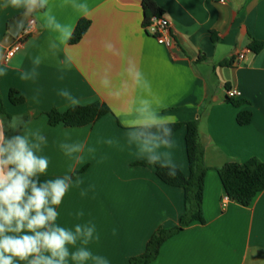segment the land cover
<instances>
[{"label": "crops", "instance_id": "1", "mask_svg": "<svg viewBox=\"0 0 264 264\" xmlns=\"http://www.w3.org/2000/svg\"><path fill=\"white\" fill-rule=\"evenodd\" d=\"M144 1L76 0L88 5L85 14L72 6L73 0H49L51 13L72 30L71 36L79 21H90L85 36L77 44H70L71 37L62 41L59 33L42 27L45 9L31 15L35 33L6 60L16 40L10 32L24 10L0 0V69L6 70L0 75V116L5 121L24 116L28 127L46 138L39 154L48 158L49 167L40 179L72 177L57 207V223L72 230L76 224L94 225L86 247L107 264H130L159 229L179 227L186 212L184 190L162 182L153 164H140L146 158L128 142L122 120L139 122L135 108L146 97L173 124L197 122L208 169L204 222L171 236L150 264H264V191L249 207L231 202L218 172L228 163L264 162V50L250 48L253 41L264 43V0H153L173 24L171 48L146 32ZM130 67L143 74L150 92L134 83ZM33 69L34 77L21 79ZM12 90L25 101L13 104ZM61 90L80 106L101 103L111 113L85 127L51 126L49 112L73 107ZM228 90L241 92L238 106L228 101ZM242 112L252 114L246 126L238 124ZM186 134L183 126L172 146L159 151L170 152L189 176ZM61 143H83L84 150L75 154L81 159L66 156Z\"/></svg>", "mask_w": 264, "mask_h": 264}, {"label": "clouds", "instance_id": "2", "mask_svg": "<svg viewBox=\"0 0 264 264\" xmlns=\"http://www.w3.org/2000/svg\"><path fill=\"white\" fill-rule=\"evenodd\" d=\"M48 3L49 0H4V6L23 9L29 17L47 9L42 13V27L59 33L62 41L70 38L72 30L56 20ZM72 6L82 13L88 12L86 3L73 0ZM35 27V21H32V28ZM51 47L55 48V43ZM106 48L111 50L112 45L107 44ZM68 59L70 61L71 57ZM33 63L38 65L39 57ZM128 71L137 86L150 92V85L142 73L134 67ZM5 74L6 70L0 69V75ZM34 75L35 69L31 73L23 72L21 79L27 80ZM103 83L107 86L109 81L105 79ZM59 95L73 107L80 104L67 90H61ZM159 107L152 99L141 97L135 108L140 116L139 122L130 123L123 119L122 125L128 142L136 144L146 162L167 168V174L174 177L177 167L171 153L159 151L172 146L174 121L160 115ZM28 123L24 116H12L7 121L0 116V264H68L69 259L75 264L88 261L107 264L104 257L93 255L86 247L94 237V225L76 224L72 230L57 223V207L69 191L72 177L40 179L49 167L48 158L39 154L47 141L39 129H30ZM84 147L83 143L60 144L65 155L77 161L81 157L75 154L81 153ZM78 242L80 246L77 247Z\"/></svg>", "mask_w": 264, "mask_h": 264}, {"label": "trees", "instance_id": "3", "mask_svg": "<svg viewBox=\"0 0 264 264\" xmlns=\"http://www.w3.org/2000/svg\"><path fill=\"white\" fill-rule=\"evenodd\" d=\"M146 13V25L153 16H162L163 12L157 7L153 0L144 1ZM91 26V22L83 19L79 21L70 44H77L82 40ZM251 50L258 53L264 50V43L253 41ZM17 91L12 90L10 100L13 104H21L24 97H17ZM228 101L236 106L238 102L232 99ZM111 113L110 108L101 103H94L88 106H75L66 112L52 110L48 113L51 126L63 125L67 128H79L92 125L105 115ZM252 120L250 112H242L238 115V124L248 125ZM183 126L186 127V148L190 166V175L186 176L183 171L177 168L176 175L170 177L167 168H161L155 164L157 176L168 186L182 188L185 193L186 212L180 220V226L171 230L159 229L149 240L145 253L130 260V264H150L159 255L163 243L171 236L181 231L184 227L195 222H204L203 217V196L207 167L204 164V151L200 145V132L197 122L183 124H172V136ZM141 165H150L145 161ZM224 191L231 202L238 203L244 207L253 204L257 196L264 191V162L258 159H251L246 163H228L218 170Z\"/></svg>", "mask_w": 264, "mask_h": 264}, {"label": "built area", "instance_id": "4", "mask_svg": "<svg viewBox=\"0 0 264 264\" xmlns=\"http://www.w3.org/2000/svg\"><path fill=\"white\" fill-rule=\"evenodd\" d=\"M227 0H221L222 3H226ZM33 18L29 19L23 31L16 38L14 44L7 50L6 60L13 58L23 47L26 40H28L36 30L32 28ZM36 24V21H35ZM146 32L155 37L159 42L164 43L167 47L173 46V24L165 16H153L149 22L145 25ZM239 59H245V53L239 55ZM239 90H228V99H238L241 97ZM228 199V198H227Z\"/></svg>", "mask_w": 264, "mask_h": 264}, {"label": "water", "instance_id": "5", "mask_svg": "<svg viewBox=\"0 0 264 264\" xmlns=\"http://www.w3.org/2000/svg\"><path fill=\"white\" fill-rule=\"evenodd\" d=\"M30 17L25 13L17 19V26L10 32L12 41L19 36Z\"/></svg>", "mask_w": 264, "mask_h": 264}]
</instances>
